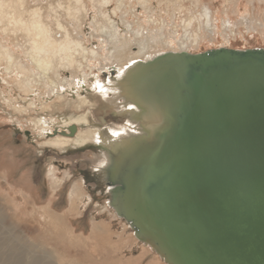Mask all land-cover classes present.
I'll list each match as a JSON object with an SVG mask.
<instances>
[{"label":"water","instance_id":"95a60500","mask_svg":"<svg viewBox=\"0 0 264 264\" xmlns=\"http://www.w3.org/2000/svg\"><path fill=\"white\" fill-rule=\"evenodd\" d=\"M232 68L264 75V48L168 53L127 81L155 126L120 159L109 152L102 177L119 216L170 264H264V89L242 93ZM229 176L241 207L216 185Z\"/></svg>","mask_w":264,"mask_h":264},{"label":"rangeland","instance_id":"374dc122","mask_svg":"<svg viewBox=\"0 0 264 264\" xmlns=\"http://www.w3.org/2000/svg\"><path fill=\"white\" fill-rule=\"evenodd\" d=\"M130 1H125L122 7L118 0L99 7L93 0H85V5L80 7L79 20L87 35L88 46L99 51L96 64L104 59L96 46L101 45L105 37L95 21L106 24L104 29L107 31L112 28L109 20L105 22L100 16L101 11L117 21L123 34L132 39L136 38L140 25L145 33L149 31L151 12L154 11L158 23L153 24V28H162L163 38L166 41L173 39L174 43V46L166 42L160 45L161 53H178L182 42L188 43L191 52L221 46L264 48V42L249 34L246 36L251 43L243 40V34L241 37L238 34L234 40V35L225 32L223 26L224 19L232 17L235 23L242 16L250 17L259 25L264 23V0H150L147 4L150 11L142 6V0ZM205 12L212 17V27L207 26ZM184 19L187 20V29ZM200 28L205 34L200 40L201 47L195 42L191 44L193 33H199ZM91 34L94 38L90 37ZM229 36L232 45L227 40ZM174 47L177 51H172ZM20 59L25 63L24 55ZM97 73L96 69L87 88L77 91V87L68 86L63 94L58 93L52 99L45 97L44 104L36 101V109L31 104L35 95L20 85L22 77L10 75L0 67V263L12 253L11 245L17 246L16 253H22V264H31L36 258L40 260L38 264L164 263L156 251L144 247L145 244L133 235L130 225L116 216L108 205L110 197L102 177L109 163L108 157L104 156L106 152L93 142L83 144V140L77 137L79 131L88 128H97L106 134L121 129L126 123L123 118L119 119L97 106L98 100L89 91ZM98 78L103 81L108 76L100 74ZM39 120L48 124L45 137L35 130L34 122ZM72 125L77 127L74 136L69 135ZM57 137L77 138L78 143L58 148L47 145L49 140ZM51 169L57 172V178L63 183L54 187ZM76 180L83 183L86 195L79 202V209L73 211L69 209V193ZM95 222L104 226L99 237L93 234Z\"/></svg>","mask_w":264,"mask_h":264},{"label":"bare ground","instance_id":"6f19581e","mask_svg":"<svg viewBox=\"0 0 264 264\" xmlns=\"http://www.w3.org/2000/svg\"><path fill=\"white\" fill-rule=\"evenodd\" d=\"M125 1L127 0H118L120 7L123 6ZM93 2L101 7L112 4L113 0H93ZM130 2L133 3L134 0ZM149 2L150 0H142V6L150 11L151 9L147 6ZM84 5L85 0H17L16 2L13 0H0V67H3L5 72L10 75L18 74L22 77L20 85L36 97L35 101L31 103L34 108L37 107L36 101L44 104L43 100L45 97L52 99L58 93L63 94L68 86L74 87V89L77 87V91L87 88L90 77L96 73L97 69L98 76L95 77L89 87L92 96L98 100L97 106L104 111L107 110L119 119L123 118L126 123L121 125V129L106 132V134L100 129L88 128L84 131H79L77 137L83 140V144L93 142L99 149L106 152L104 156L109 159V163H107V168H109L111 163V154L109 152L115 154V157L113 156L114 159H120L121 155L131 149L134 144L146 139L155 126L154 120L148 111L141 109L142 104H140L139 99H136L135 95L130 94L132 91L127 85V81L141 64L153 61L168 53H175H161L162 51L159 50V46H163L165 42L171 46H174V43L173 39L166 41L163 38L162 28L158 26L153 28L152 25L158 23L154 11L151 12L153 14L150 18L152 25H150L149 31L145 33L143 26L140 25V30L135 33V39L124 35L119 29L118 22L109 19V14L101 11L100 16L105 19V22L109 20L112 28L107 31L104 29L106 24H100V22L95 21L97 28L101 29L102 33L104 32L105 37L102 40V44L96 46L102 51L104 59L100 64H96L99 51L88 46L87 35L83 31L79 20V12L82 10L80 7ZM204 15L207 26L212 27V17L207 12ZM66 18L71 20L69 21ZM223 26L225 32L229 31L234 35V40H237L243 34V40L246 43H251L246 36V34H249L253 39L256 38L259 42H264V23L256 24L248 16H242L235 23L233 18L229 17L227 20L224 19ZM184 27L186 29L188 27L186 19H184ZM238 34L240 35L238 36ZM216 35L214 34L215 37ZM93 36L94 34L90 35V37L94 38ZM185 37L188 38L187 36ZM204 37L205 34L202 33V28H200L199 33H193L191 44L195 42L196 45L201 47L200 40ZM139 38L141 40H138ZM227 40L231 45L233 44L231 36ZM218 48L230 47L221 46ZM172 51H177V49L174 47ZM178 53L200 52H191L188 43L182 42ZM21 55H24L25 63L21 62ZM100 74L108 76V79L101 81L98 78ZM115 74L116 76H114ZM227 76L232 81L236 79L242 93H246L253 82L256 85L258 84L259 89H264V75L258 78L255 72L239 73L235 68H232L227 73ZM209 77H211L210 73L203 75V81L208 82L213 79ZM82 101L84 102L85 99H82ZM203 114L202 112L199 116L205 121L206 115ZM208 114L213 115L211 112ZM91 123L92 121H90ZM34 127L41 137H45L49 129L48 124L40 120L39 122H34ZM76 139L57 137L49 140L47 145L54 148L64 147L74 142L78 143ZM258 161L264 164L263 159L260 158ZM49 172L51 179H53L54 187L64 182L62 179L57 178V172L54 169ZM244 176L248 177L246 173ZM231 177L229 176V178L224 180L217 178L218 184L216 185H220L227 192L233 193L234 198L230 201L231 206L241 207L239 204H242V199L238 197L237 192L238 178L237 176ZM244 182L245 184L249 183L247 180ZM85 195L86 191L83 183L78 180L74 181L69 193V209L78 210L81 205L79 202L83 201ZM108 205L116 216H119L112 205L111 198ZM92 230L93 234L99 237L103 233L104 226L101 222H95ZM133 235L138 237L136 233ZM139 240L141 239L139 238ZM142 242L145 244V248H151L154 251L150 243ZM11 247L12 253L7 256L8 258L2 259L0 264L23 263L22 253L20 251L18 252L19 254L16 253L17 246ZM158 258L159 260H164L163 264H170L160 253H158ZM39 262L40 260L36 258L31 264H38Z\"/></svg>","mask_w":264,"mask_h":264},{"label":"flooded vegetation","instance_id":"af4514ba","mask_svg":"<svg viewBox=\"0 0 264 264\" xmlns=\"http://www.w3.org/2000/svg\"><path fill=\"white\" fill-rule=\"evenodd\" d=\"M16 135L14 134V137H15Z\"/></svg>","mask_w":264,"mask_h":264}]
</instances>
